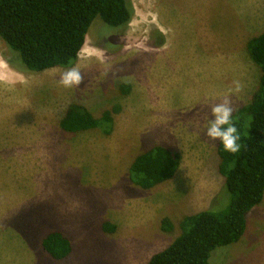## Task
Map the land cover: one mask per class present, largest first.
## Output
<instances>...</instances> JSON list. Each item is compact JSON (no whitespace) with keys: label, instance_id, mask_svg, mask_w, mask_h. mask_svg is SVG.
<instances>
[{"label":"rangeland","instance_id":"obj_1","mask_svg":"<svg viewBox=\"0 0 264 264\" xmlns=\"http://www.w3.org/2000/svg\"><path fill=\"white\" fill-rule=\"evenodd\" d=\"M128 24L96 17L70 67L21 69L0 39V264H146L181 233L187 214L225 209L230 193L206 135L211 106L239 81L236 108L258 88L247 42L264 29V0H130ZM76 68L78 86L62 74ZM112 111L111 130L68 133L70 103ZM160 144L179 154L169 180L144 189L129 178L137 154ZM168 218L171 229L161 220ZM115 225L103 231L101 223ZM61 230L64 259L49 258L42 235ZM210 264H264V194L237 242L214 248Z\"/></svg>","mask_w":264,"mask_h":264},{"label":"trees","instance_id":"obj_2","mask_svg":"<svg viewBox=\"0 0 264 264\" xmlns=\"http://www.w3.org/2000/svg\"><path fill=\"white\" fill-rule=\"evenodd\" d=\"M130 0H0V39L17 54L21 69L39 72L52 67H70L77 60L91 22L100 18L111 27H122L132 18ZM250 59L260 69L259 84L250 101L233 113L240 134L241 151L232 154L217 140L218 173L230 193L225 209L199 210L179 222L181 233L165 248L153 253L146 264H210V252L237 242L246 227V214L260 203L264 194V29L247 42ZM93 115L80 103L68 104L59 120L62 130L76 133L111 130L112 111ZM179 154L153 144L131 161L128 171L132 182L149 189L173 177ZM171 229L168 218L161 220ZM103 231L115 225L104 221ZM41 249L54 260L72 251L69 238L59 229H50L40 240Z\"/></svg>","mask_w":264,"mask_h":264},{"label":"clouds","instance_id":"obj_3","mask_svg":"<svg viewBox=\"0 0 264 264\" xmlns=\"http://www.w3.org/2000/svg\"><path fill=\"white\" fill-rule=\"evenodd\" d=\"M83 77L78 69L72 68L64 72L60 78V83L65 87L78 86L82 83ZM234 87L224 94L219 103L211 106V119L208 121L206 135L211 140H219L225 151L237 154L241 151L242 145L240 134L233 123V113L236 111L231 96L239 93L243 86L239 81H234Z\"/></svg>","mask_w":264,"mask_h":264},{"label":"bare ground","instance_id":"obj_4","mask_svg":"<svg viewBox=\"0 0 264 264\" xmlns=\"http://www.w3.org/2000/svg\"><path fill=\"white\" fill-rule=\"evenodd\" d=\"M13 73L7 69L3 62L0 60V79L1 80H7V81H11L15 78V76L12 75Z\"/></svg>","mask_w":264,"mask_h":264}]
</instances>
